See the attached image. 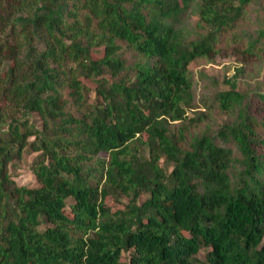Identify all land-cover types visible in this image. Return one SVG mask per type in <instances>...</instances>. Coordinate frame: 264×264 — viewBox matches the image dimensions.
Returning a JSON list of instances; mask_svg holds the SVG:
<instances>
[{
    "label": "trees",
    "instance_id": "obj_1",
    "mask_svg": "<svg viewBox=\"0 0 264 264\" xmlns=\"http://www.w3.org/2000/svg\"><path fill=\"white\" fill-rule=\"evenodd\" d=\"M255 3L0 0V264H264V119L191 69Z\"/></svg>",
    "mask_w": 264,
    "mask_h": 264
},
{
    "label": "rangeland",
    "instance_id": "obj_2",
    "mask_svg": "<svg viewBox=\"0 0 264 264\" xmlns=\"http://www.w3.org/2000/svg\"><path fill=\"white\" fill-rule=\"evenodd\" d=\"M195 20L196 17L192 16L191 22L194 23ZM259 29H264V6L255 3L248 9L245 20L240 22L236 33L242 35ZM244 50L242 44L232 43L216 52L210 62L193 65L191 69L195 78V96L198 103L202 104L208 97L229 90V81H236L240 91L248 94L258 109L255 110V115L264 119V110L257 102L259 94H264V52L251 55ZM189 115L195 116V113L190 112ZM229 120L228 115L215 114L216 126ZM38 156L39 153L26 152L21 160L10 165V174L16 184L21 187L38 186L31 165ZM109 203L114 209L121 208L111 201ZM198 258V264H202L203 256Z\"/></svg>",
    "mask_w": 264,
    "mask_h": 264
}]
</instances>
